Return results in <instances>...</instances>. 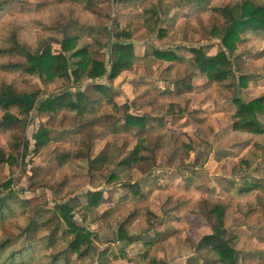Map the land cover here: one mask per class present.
<instances>
[{"label": "rangeland", "instance_id": "1", "mask_svg": "<svg viewBox=\"0 0 264 264\" xmlns=\"http://www.w3.org/2000/svg\"><path fill=\"white\" fill-rule=\"evenodd\" d=\"M193 1L201 2V7L206 9L199 12L201 8L186 5L172 11L167 20L158 25V30L163 31L161 35L148 28L145 23L147 16L144 15V11L152 9L157 0H66L83 5L90 19L85 22L67 19L53 29L56 35L45 37L42 46L48 44L54 53L57 52L59 47L56 43L64 34L76 37L78 48L96 44L90 57L102 62L108 73L111 51L103 48V44L113 43L115 38L112 35L116 31L130 34L131 38L125 41L132 47L130 67L112 82L107 81V76L87 80L79 87L72 81H41L38 74L28 75L15 70L14 65L21 64L22 57L0 56V86L12 84L19 92L41 91V97L29 115L20 116L16 109H10L25 128L15 154L16 163L13 166L0 164V186L10 180L9 190L16 193L17 199L28 201L27 204L34 203L35 212L42 220L52 216L55 203L75 199L78 205L73 211L75 224L91 233L95 252L106 250L104 264H148L152 259L164 264H219L216 260L205 263L204 255L196 253L197 244L211 235L210 226L202 218L184 214L183 209L176 206L179 202L190 205L201 197L227 206L225 228L233 238L231 247L238 254L236 264H264V134L234 131L230 119L234 110L231 102L235 96L246 101L264 98V44L252 50L254 42H264V38L247 30L244 40L237 44L230 57L236 77L243 74L255 77L257 81L250 83L239 95L226 88L227 83L209 82L203 73L194 70L193 55L189 50L200 49L207 56L216 55L220 50L219 41L212 38L205 28L210 25L211 18L215 17L220 22L222 19L211 10L232 7L242 0ZM252 1L264 5V0ZM1 2L5 5L0 9V16L18 4L22 7L20 0ZM194 19L196 22H191ZM18 32L16 29L10 33L8 43L12 35L20 42ZM23 45L29 53L42 47L36 44L30 50L26 44ZM152 49L173 52L175 61L156 60ZM5 65L10 68L4 69ZM191 73L194 74L192 92L177 96L175 83ZM93 85L110 87L111 98L101 100V95L91 89ZM78 90L88 94L92 101L99 102L95 105L94 114L82 117L76 111L60 109L55 117L50 118L38 112L37 107L44 99ZM170 104L179 109L176 120L168 119L171 115L165 113V106ZM125 106L128 114L148 118L139 134H135V129L130 133L122 130L125 117L114 107ZM2 114L0 109V118ZM92 118L97 119L95 127L83 126L80 131L81 138L85 140L87 135L95 136L92 150L85 152L83 158L58 166L54 157L55 151L60 149L55 148L75 147L78 139L75 127ZM258 120L264 126V112ZM21 125L15 131H0L1 151H9L10 135L20 133ZM41 129H46L50 136L37 149L34 137ZM153 138L159 139L161 150L157 152L155 168L143 176L130 168L123 172L119 170L117 174L140 185L143 194L149 197L150 211L158 217L156 224L149 227L140 217L128 218L134 203L129 200L122 206L117 204L122 190L116 182L102 188L103 205L96 210L88 209L86 193L93 190L88 186L87 157L94 158L109 142L124 147L122 151L128 153L140 141ZM242 156L246 157L251 168L247 173L235 174L233 166ZM256 167L259 170L254 172ZM236 176L238 180L233 179ZM243 180L259 183L260 187L247 196L231 197L230 193ZM7 190L2 192L7 193ZM110 207L113 210L107 212ZM119 230L125 232L130 242L119 240ZM147 237L156 239L151 246L135 241ZM56 239L57 242H66L60 250L62 252L72 235L63 226L59 228ZM146 248L148 252H145ZM144 256L147 257L145 260ZM70 261L71 264H81L75 256H71ZM84 262L96 264L93 257Z\"/></svg>", "mask_w": 264, "mask_h": 264}, {"label": "trees", "instance_id": "2", "mask_svg": "<svg viewBox=\"0 0 264 264\" xmlns=\"http://www.w3.org/2000/svg\"><path fill=\"white\" fill-rule=\"evenodd\" d=\"M166 2V3H164ZM4 2L0 3V9L4 6ZM186 5H192L193 8H201L199 12L206 8L201 7V2L193 0H157L152 9H146L144 15L147 16L145 23L152 32L163 31L158 30V25L167 20L169 14L174 10H179ZM211 11L217 13L222 19L220 22L215 17L211 18L210 25L205 28L211 37L219 41L220 50L214 56H207L200 49H190L192 53V63L195 71L203 73L211 83L226 84V88L233 93L245 90L250 83L257 81L255 77H247L239 75L236 77L235 71L232 69L230 57L236 50L237 44L244 40V34L247 30L254 34H260L264 38V5L258 4L252 0H242L232 7L214 8ZM188 17V16H187ZM186 17V18H187ZM154 22H150L152 19ZM154 29V30H152ZM209 29V30H208ZM158 30V31H157ZM158 33V34H159ZM160 35V36H161ZM115 41L104 43L103 48H109L110 53V71L107 73L105 65L95 59H92L91 49L94 46L77 47V38L63 35L62 39L56 43L59 47L57 52H53L50 45L46 44L41 48L35 49L33 53H29L25 45L17 41L14 35L9 40V47H0V56H20L23 62L14 65L15 70H20L28 75L38 74L41 81H50L59 79L63 82L70 83L79 87L87 80H97L107 76V81L112 82L122 71L130 67V59L132 57V47L125 41L131 38L128 33L120 34L117 31L112 35ZM96 43V42H95ZM153 56L156 60L167 62L175 61V54L171 51L165 53L152 49ZM10 68L5 65L4 69ZM193 73L181 81L175 83L176 95L191 93L193 90L192 78ZM92 89L101 95V100L111 98V88L105 85H93ZM41 97V91L32 90L30 92H19L12 84H2L0 86V109L3 112L0 118V131H15L21 125L19 132H13L10 135L9 151L0 150V164L13 166L16 161L17 151L19 149L22 133L25 124L21 122L15 115H12L10 109H16L18 115L27 116L33 111L37 100ZM99 102L92 101L88 95L78 90L74 93L65 92L56 97H48L39 103L37 109L39 113H44L50 118L56 116L60 109H68V111H76L79 116L92 115L96 112L95 105ZM234 108L231 115L232 129L241 133L264 134V126L258 120V117L264 112V98L257 97L248 101L238 97L232 100ZM118 113L125 117L124 132L130 133L136 131L139 134L144 130L148 123L146 116L136 117L128 114L127 107L116 108ZM166 115L178 116L179 109L172 104L165 106ZM98 118V117H96ZM80 123L75 127V133L78 137L75 147L58 146L55 151L54 162L63 167L72 159H80L85 157V152H90L95 145V136L87 135V139L81 138V127H95L97 119ZM133 128V129H132ZM140 130V131H139ZM139 131V132H138ZM138 132V133H137ZM49 134L47 130L41 129L34 137L37 149L42 147L48 140ZM125 145V143H124ZM118 146V147H117ZM109 142L92 158L87 157L88 186L93 191L86 193L87 208L96 210L103 205L104 185L108 186L116 182L122 190L121 197L117 200V204L122 206L129 200L133 201V208L128 218L140 217L145 220L149 227L156 224L158 217L150 211L149 197L143 194L138 183H132L127 177H119L117 171L123 172L126 168L135 169L140 175L149 174L155 168L157 152L160 148L159 139L140 141L134 145L128 153L120 147ZM249 162L246 157L242 156L237 159L233 166V173H244L250 170ZM259 169L256 167L254 172ZM262 170V169H261ZM119 172V173H121ZM11 181H7L0 186V214L10 210V203L17 200L15 192L9 190ZM259 183L247 182L243 180L231 193L237 199L247 196L259 188ZM8 189L7 193L2 192ZM169 197V196H168ZM233 197V195H231ZM109 202L111 200L108 198ZM28 201H26V204ZM117 204H115L117 206ZM186 202H179L176 206L183 209V213L202 218L209 226L211 235L203 238L196 246V253L204 255V262L208 263L215 260L219 264H236L238 254L231 247L233 238L229 235L225 228L227 206L219 202H210L207 198L201 197L192 202L189 206ZM75 199L66 202L55 203L52 209V216L46 220L35 221L30 226L33 231H45L49 237L55 236L59 228L64 226L65 231L72 235V239L68 242L66 249L59 254L66 256V264H69L70 257L75 256L79 263L85 259L95 258L96 264H104L107 257L106 250L95 252L91 243V233L85 229L78 227L73 218V211L77 208ZM113 210V207L107 209ZM246 222V221H245ZM63 225V226H62ZM118 237L119 240L130 242L123 230ZM157 237V236H155ZM155 237H147L135 239L145 246H151L156 239ZM148 252L147 248L146 251ZM147 257L144 256L143 260ZM71 264V261H70ZM148 264H164L157 260H149Z\"/></svg>", "mask_w": 264, "mask_h": 264}, {"label": "clouds", "instance_id": "3", "mask_svg": "<svg viewBox=\"0 0 264 264\" xmlns=\"http://www.w3.org/2000/svg\"><path fill=\"white\" fill-rule=\"evenodd\" d=\"M20 3L22 7L18 4L0 16V47L10 46L8 38L16 29L19 30L20 42L32 50L36 44L42 46L45 37L56 35L53 29L67 19H79L81 22L90 19L83 5L66 0H20ZM254 44L253 51L264 42ZM233 179L238 180L239 177ZM230 195L234 196V193ZM35 208L34 203L26 204L18 198L10 203L9 211L0 214V264H66V256L59 254L66 242H57L55 236L49 237L47 232L33 231L30 227L34 221L39 223L41 220Z\"/></svg>", "mask_w": 264, "mask_h": 264}, {"label": "crops", "instance_id": "4", "mask_svg": "<svg viewBox=\"0 0 264 264\" xmlns=\"http://www.w3.org/2000/svg\"><path fill=\"white\" fill-rule=\"evenodd\" d=\"M119 82V81H118ZM92 89V88H91ZM164 91H162V93H163ZM165 93V92H164ZM87 94V93H86ZM88 95V94H87ZM183 95V94H182ZM89 96V95H88ZM177 96H180V95H177ZM90 97V96H89ZM171 118V119H170ZM168 119H170V120H176V119H178V117L177 116H171V117H168ZM122 126V125H121ZM158 151H161L160 149L158 150ZM194 156V155H193ZM156 160H157V156H156ZM138 174V173H137ZM139 176H142V175H140V174H138ZM225 227H226V221H225ZM227 228V227H226Z\"/></svg>", "mask_w": 264, "mask_h": 264}]
</instances>
